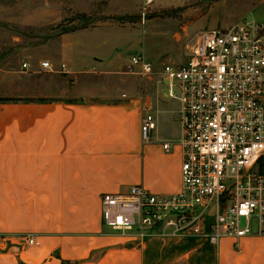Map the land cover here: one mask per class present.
Instances as JSON below:
<instances>
[{
  "label": "crops",
  "instance_id": "0c3cea01",
  "mask_svg": "<svg viewBox=\"0 0 264 264\" xmlns=\"http://www.w3.org/2000/svg\"><path fill=\"white\" fill-rule=\"evenodd\" d=\"M50 62L53 70L0 73V264H264V236L140 243L104 227L106 193L182 189L181 105L160 81L85 84L79 78L93 69L75 63L67 72L78 79L68 82ZM147 111L157 123L148 141ZM33 236L40 245L28 243Z\"/></svg>",
  "mask_w": 264,
  "mask_h": 264
},
{
  "label": "built area",
  "instance_id": "2783aa9c",
  "mask_svg": "<svg viewBox=\"0 0 264 264\" xmlns=\"http://www.w3.org/2000/svg\"><path fill=\"white\" fill-rule=\"evenodd\" d=\"M40 65L53 70L49 60ZM127 67L143 77L159 74L180 102L182 189L159 195L138 185L106 193L103 226L140 243L192 237L217 245L222 238L264 236V25L242 18L201 31L182 62L163 64L158 73L140 53ZM60 70L67 72L65 63ZM156 127L147 111L143 139ZM28 243L40 245L34 236Z\"/></svg>",
  "mask_w": 264,
  "mask_h": 264
},
{
  "label": "rangeland",
  "instance_id": "374dc122",
  "mask_svg": "<svg viewBox=\"0 0 264 264\" xmlns=\"http://www.w3.org/2000/svg\"><path fill=\"white\" fill-rule=\"evenodd\" d=\"M242 18L264 25V0H0V73L49 60L57 67L50 74L68 82L78 78L61 71L62 63L90 65L79 78L85 84L152 85L161 76L131 72V56L142 54L158 73L163 64L182 62L201 31ZM110 66L115 74L105 71ZM167 94L164 87L163 96L173 100Z\"/></svg>",
  "mask_w": 264,
  "mask_h": 264
},
{
  "label": "trees",
  "instance_id": "16d2710c",
  "mask_svg": "<svg viewBox=\"0 0 264 264\" xmlns=\"http://www.w3.org/2000/svg\"><path fill=\"white\" fill-rule=\"evenodd\" d=\"M2 99V98H1Z\"/></svg>",
  "mask_w": 264,
  "mask_h": 264
}]
</instances>
